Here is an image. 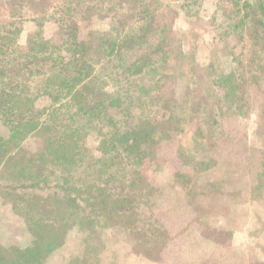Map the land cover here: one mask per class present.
<instances>
[{
  "label": "trees",
  "instance_id": "1",
  "mask_svg": "<svg viewBox=\"0 0 264 264\" xmlns=\"http://www.w3.org/2000/svg\"><path fill=\"white\" fill-rule=\"evenodd\" d=\"M18 1L35 6L32 0ZM170 1L165 6L163 0H68L65 11L66 4L63 10L56 7L63 39L55 53L38 40L43 38L38 30L22 49L14 30L0 28V123L6 131L0 134V207L8 208L7 221L16 222L29 239L0 242V264H51L53 259L56 264H100L86 255L61 254L71 233L82 237L87 252L105 234L126 244L129 255L163 263L171 242L164 239L168 230L160 220L147 224L137 210L141 205L149 209L155 194L145 165L158 163L156 146L185 133L188 121L203 114L217 124L220 116L239 111L250 78L259 86L257 78L264 76V48L255 50L256 37L264 32V0H231L227 28L246 44L240 72L208 75L209 86L200 82L191 90L204 89L201 100L187 87L177 97L176 82L167 83L185 69L187 53L174 43L168 25L157 20L163 7L172 14L179 5L174 3L183 0ZM86 2L100 26L82 38L73 18ZM47 7L43 3L38 10L45 13ZM174 57L175 65L168 68ZM38 100L50 104L40 108ZM148 100L158 106L150 115L144 109ZM132 101L141 107L136 113L135 105H127ZM196 129L201 133L199 125ZM89 136L97 138V146L85 152L83 140ZM78 171L83 178L75 185ZM53 178L58 190L41 193ZM224 233H213V241L224 245Z\"/></svg>",
  "mask_w": 264,
  "mask_h": 264
},
{
  "label": "rangeland",
  "instance_id": "2",
  "mask_svg": "<svg viewBox=\"0 0 264 264\" xmlns=\"http://www.w3.org/2000/svg\"><path fill=\"white\" fill-rule=\"evenodd\" d=\"M163 1L165 6L172 4L170 0ZM18 2L12 6L9 0H0V28L14 30L15 43L22 49L31 44L30 35L38 30L43 37L38 40L42 39L49 45L42 47L52 50V53L57 52L61 48L63 28L56 7L62 8L66 4L65 11L69 6L68 0H32L35 4L32 8ZM43 3L48 7L45 13H40L42 11L38 9ZM88 3L81 5L73 18L79 24V36L82 38L88 35L89 30L100 26ZM186 3L188 7L181 9L180 6ZM233 3L231 0H183L174 3L179 5H174L172 14L164 7L160 10L157 20L160 17V22L168 25L174 43L187 53L186 58H182L185 69L177 70V79L167 83V87H171L176 82L173 91L177 97L184 93L186 87L191 91L200 82L208 84V75L213 72H240L246 44L242 35L227 28L230 22L227 16L233 11ZM256 41L255 50L263 49V31ZM176 60L175 57L170 59L167 67L172 68ZM210 65L211 69H208ZM259 79L258 86L250 78L246 93L242 94L239 111L228 118L220 116L217 124L208 123L203 114L196 122L188 121L190 125H186L185 133L156 146L154 154L159 159L158 163L145 165L148 187L155 194L151 197L149 209L141 205L137 210L143 218H148L144 220L147 224L159 225L160 220L168 230L164 239L171 242L162 253V264H264V76ZM199 90L191 91L190 96L194 95L196 101L204 98V89L199 87ZM221 99L222 96L219 97ZM223 103L227 109L228 105L225 101ZM49 104L48 100L37 102L40 108ZM144 104L149 115L157 110V103L153 105L152 100ZM208 104L216 106L215 101ZM127 105L131 108L135 105L137 108L132 109L135 113L141 108L134 101ZM197 125L202 129L201 133L196 129ZM5 132L0 123V134ZM209 137L214 140L205 143ZM24 145L28 147L30 142ZM96 146L95 136L83 140L84 151H93ZM198 162L199 170L196 169ZM80 178L83 174L78 171L73 179L75 185L80 183ZM50 182L41 193L58 190L54 178ZM194 209L200 212L195 213ZM7 217L10 219L8 208L0 207V242L18 240L27 243L29 239L22 228L16 222L7 221ZM209 230L225 232V238H219L224 245L215 243L213 239L217 236ZM202 232L208 238L202 236ZM108 238L104 234L99 244L87 252L85 244H81L82 237L71 233L61 254L86 255L89 259L99 260L100 264H158L144 257L129 255L126 244ZM51 264H56V260L53 259Z\"/></svg>",
  "mask_w": 264,
  "mask_h": 264
}]
</instances>
